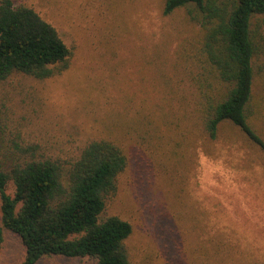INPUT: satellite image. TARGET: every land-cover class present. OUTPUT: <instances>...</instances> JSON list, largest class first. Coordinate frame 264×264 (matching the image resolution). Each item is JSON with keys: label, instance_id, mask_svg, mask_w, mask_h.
Returning <instances> with one entry per match:
<instances>
[{"label": "rangeland", "instance_id": "374dc122", "mask_svg": "<svg viewBox=\"0 0 264 264\" xmlns=\"http://www.w3.org/2000/svg\"><path fill=\"white\" fill-rule=\"evenodd\" d=\"M17 1L58 30L71 56L41 82L11 76L9 125L63 156L89 139L119 137L129 161L105 213L132 224L134 263L264 264V155L233 127L225 128L227 143L200 137L197 70L184 61L201 39L191 7L165 15L164 0ZM257 21L264 49V16ZM254 97L252 121L264 137V68ZM7 191L14 193L12 182ZM24 256L20 237L6 230L0 264ZM94 262L47 256L36 264Z\"/></svg>", "mask_w": 264, "mask_h": 264}, {"label": "trees", "instance_id": "16d2710c", "mask_svg": "<svg viewBox=\"0 0 264 264\" xmlns=\"http://www.w3.org/2000/svg\"><path fill=\"white\" fill-rule=\"evenodd\" d=\"M182 7H191L188 13L201 31L198 48L184 57L192 63L189 73L197 70L193 117L200 137L227 143L225 128L233 127L264 155V137L252 121L258 113L254 79L264 68L257 21L264 16V0H164L163 13ZM70 56L58 30L33 7L0 0V130L5 135L0 142V249L8 230L24 246L20 264H36L47 256L136 264L126 242L132 224L105 213L129 161L119 137L89 139L77 154L63 156L52 146L28 140L8 122L5 96L11 76L41 82L55 67L65 69ZM9 182L13 194L7 191Z\"/></svg>", "mask_w": 264, "mask_h": 264}]
</instances>
